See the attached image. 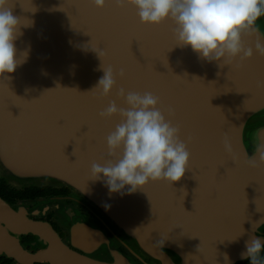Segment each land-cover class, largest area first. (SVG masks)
I'll return each mask as SVG.
<instances>
[{"label":"water","instance_id":"1","mask_svg":"<svg viewBox=\"0 0 264 264\" xmlns=\"http://www.w3.org/2000/svg\"><path fill=\"white\" fill-rule=\"evenodd\" d=\"M11 8L32 23L21 24L16 41L21 54L28 50L27 60L0 78V177L15 186L73 189L161 264H176L170 252L187 264H228L225 254L235 264L248 239H264V163L258 154L264 150V56L237 58L221 68L190 47L175 46L171 20L141 23L133 6L121 8L115 0L103 8L91 0H11ZM255 27L254 35L244 36L245 46L264 41V16ZM104 67L116 78L108 96L94 89ZM121 89L153 93L180 128L191 153L180 181L150 182L121 197L109 196L92 180V164L113 159L107 136L121 117L100 113L112 102L128 107ZM0 207L11 212L1 198ZM20 227L47 234L55 247L52 260L94 264L71 251L52 228L45 233L31 219ZM114 259L112 264H130L121 255Z\"/></svg>","mask_w":264,"mask_h":264},{"label":"clouds","instance_id":"2","mask_svg":"<svg viewBox=\"0 0 264 264\" xmlns=\"http://www.w3.org/2000/svg\"><path fill=\"white\" fill-rule=\"evenodd\" d=\"M98 8L107 0H91ZM121 7L133 6L141 23L160 25L171 20L175 46L190 47L198 57L219 67L230 65L237 58L245 60L257 53L264 56V41L257 39L255 48L245 46L244 36L257 32L256 21L264 16V0H115ZM13 14L11 0H0V78L15 73L29 52H19L16 41L23 35L21 24L31 25ZM100 56V54H99ZM94 89L103 96L111 94L116 78L111 67ZM123 75V73H121ZM127 108L115 102L100 113L103 118L115 115L121 122L107 136L109 155L104 164L93 163V181L101 182L109 196L131 195L150 182L180 181L189 170L191 153L181 139L180 128L168 120L158 105L160 99L151 92L143 94L120 90ZM226 147L229 145L226 143ZM259 163H264V150H259ZM253 166L256 160H250ZM106 209L111 205L105 204ZM231 239L236 242L240 236ZM241 258L250 264H264V239L252 236L245 242ZM225 259L230 264L229 257Z\"/></svg>","mask_w":264,"mask_h":264},{"label":"flooded vegetation","instance_id":"3","mask_svg":"<svg viewBox=\"0 0 264 264\" xmlns=\"http://www.w3.org/2000/svg\"><path fill=\"white\" fill-rule=\"evenodd\" d=\"M0 198L11 210L0 207V264H64L63 257L52 260L49 252L55 247L47 234L21 229L20 223L26 219L44 225L45 233L52 228L71 251L90 257L94 264H112L116 255L128 258L130 264H161L145 254L106 213L69 187L15 186L0 177ZM38 254L43 255L42 260L34 258ZM170 254L176 264H187ZM125 261L121 259V264ZM190 263L202 264V260L190 259ZM235 264H250V260Z\"/></svg>","mask_w":264,"mask_h":264},{"label":"rangeland","instance_id":"4","mask_svg":"<svg viewBox=\"0 0 264 264\" xmlns=\"http://www.w3.org/2000/svg\"><path fill=\"white\" fill-rule=\"evenodd\" d=\"M260 116H261V115H258V116H256L255 118H253V120L256 121V124H258V123L261 122V120H260ZM262 120H263L262 123H264V119H262Z\"/></svg>","mask_w":264,"mask_h":264}]
</instances>
